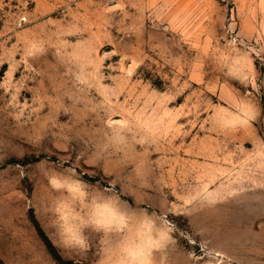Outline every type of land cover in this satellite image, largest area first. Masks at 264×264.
Masks as SVG:
<instances>
[{"label": "rangeland", "instance_id": "374dc122", "mask_svg": "<svg viewBox=\"0 0 264 264\" xmlns=\"http://www.w3.org/2000/svg\"><path fill=\"white\" fill-rule=\"evenodd\" d=\"M53 177L151 213L153 264H264V0H0V264L136 245L68 243Z\"/></svg>", "mask_w": 264, "mask_h": 264}, {"label": "clouds", "instance_id": "9594fccd", "mask_svg": "<svg viewBox=\"0 0 264 264\" xmlns=\"http://www.w3.org/2000/svg\"><path fill=\"white\" fill-rule=\"evenodd\" d=\"M84 183L72 180V186L65 187L58 177L49 180L53 190L62 191L65 196L56 204L55 212L67 242L86 249L88 231L112 232L117 221L126 222L136 237V245L122 237L110 252H103L98 264H153L148 249L157 251L156 245L167 233L154 230L158 225L152 220V214L144 212L142 218L133 221L120 210L118 196L113 197L98 187L89 193Z\"/></svg>", "mask_w": 264, "mask_h": 264}, {"label": "trees", "instance_id": "16d2710c", "mask_svg": "<svg viewBox=\"0 0 264 264\" xmlns=\"http://www.w3.org/2000/svg\"><path fill=\"white\" fill-rule=\"evenodd\" d=\"M57 256V255H56Z\"/></svg>", "mask_w": 264, "mask_h": 264}]
</instances>
